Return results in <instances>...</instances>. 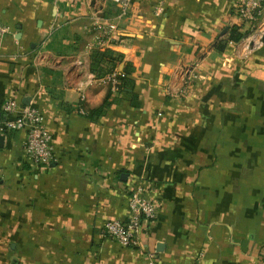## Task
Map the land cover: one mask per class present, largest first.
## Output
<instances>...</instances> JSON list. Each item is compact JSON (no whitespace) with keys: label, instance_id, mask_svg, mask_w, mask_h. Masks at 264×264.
I'll list each match as a JSON object with an SVG mask.
<instances>
[{"label":"crops","instance_id":"crops-1","mask_svg":"<svg viewBox=\"0 0 264 264\" xmlns=\"http://www.w3.org/2000/svg\"><path fill=\"white\" fill-rule=\"evenodd\" d=\"M156 2L118 17L109 0H0V104L37 108L53 148L35 168L25 131L4 138L0 264H264V20ZM109 22L131 81L116 92L93 63ZM138 185L157 217L124 247L102 227L128 220Z\"/></svg>","mask_w":264,"mask_h":264},{"label":"built area","instance_id":"built-area-1","mask_svg":"<svg viewBox=\"0 0 264 264\" xmlns=\"http://www.w3.org/2000/svg\"><path fill=\"white\" fill-rule=\"evenodd\" d=\"M118 8V17L125 16L131 7L133 0H109ZM156 13H162L166 0H156ZM237 12L241 22L247 26L248 31L261 29L264 20V0H236ZM117 25L106 23L102 27V34L98 45L109 49L121 43L117 36ZM249 31V32H250ZM11 33V28L5 25L0 18V40ZM232 44V42H229ZM121 72L112 71L102 77L111 85L112 92L118 90V77H123ZM4 119L0 121V136L6 138L10 133L25 131L26 139L23 143V156L30 165L35 168L50 164L53 158L51 138L44 125L42 113L33 106H20L14 100H7L0 104ZM3 176V168L0 165V180ZM129 218L126 222L114 220L107 221L102 227L103 235L115 240L124 247L138 248L140 238L147 231L149 225L157 217V207L145 199L140 185L131 191L129 201ZM150 259H154L152 254ZM154 264V263H150ZM193 264H201L198 258Z\"/></svg>","mask_w":264,"mask_h":264},{"label":"trees","instance_id":"trees-1","mask_svg":"<svg viewBox=\"0 0 264 264\" xmlns=\"http://www.w3.org/2000/svg\"><path fill=\"white\" fill-rule=\"evenodd\" d=\"M244 35L245 34L239 33L237 28L233 27L229 31L228 42H232V43L239 42L244 37ZM121 60H122V55H120L119 53H115L110 49H104L101 52H96L93 63L96 69H98L99 64H101V67L98 70L99 73L98 72L97 73L100 75V77H103L106 74L111 73L114 70V68L118 65V63L121 62ZM125 72L124 71L122 72L124 74L123 77H118V87L121 88V91L122 89L129 87L131 82L126 77Z\"/></svg>","mask_w":264,"mask_h":264},{"label":"water","instance_id":"water-1","mask_svg":"<svg viewBox=\"0 0 264 264\" xmlns=\"http://www.w3.org/2000/svg\"><path fill=\"white\" fill-rule=\"evenodd\" d=\"M4 145V138L0 136V148H2Z\"/></svg>","mask_w":264,"mask_h":264}]
</instances>
